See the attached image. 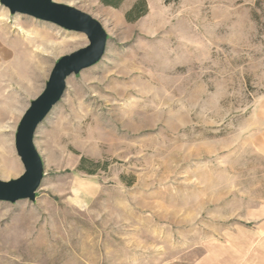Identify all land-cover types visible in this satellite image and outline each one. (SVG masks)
<instances>
[{
	"label": "rangeland",
	"instance_id": "1",
	"mask_svg": "<svg viewBox=\"0 0 264 264\" xmlns=\"http://www.w3.org/2000/svg\"><path fill=\"white\" fill-rule=\"evenodd\" d=\"M53 1L105 51L35 131V200L0 201V264H264V0H145L132 22L138 0ZM87 45L0 3L1 181L54 64Z\"/></svg>",
	"mask_w": 264,
	"mask_h": 264
},
{
	"label": "water",
	"instance_id": "2",
	"mask_svg": "<svg viewBox=\"0 0 264 264\" xmlns=\"http://www.w3.org/2000/svg\"><path fill=\"white\" fill-rule=\"evenodd\" d=\"M11 14H22L55 24L67 31L82 33L88 45L62 56L54 64L42 93L30 102L16 129L14 147L23 166V173L10 181L0 180V201L33 202L43 178L42 160L34 146L38 125L61 100L66 80L96 64L103 56L107 36L98 21L89 15L53 0H0Z\"/></svg>",
	"mask_w": 264,
	"mask_h": 264
},
{
	"label": "trees",
	"instance_id": "3",
	"mask_svg": "<svg viewBox=\"0 0 264 264\" xmlns=\"http://www.w3.org/2000/svg\"><path fill=\"white\" fill-rule=\"evenodd\" d=\"M101 1L106 6H111V7L117 8L119 6V4L121 2H123L124 0H101ZM258 4H259V2H258ZM139 9H145V0H138V2L135 3V5L132 7V9L128 13H126V16H125L126 20L128 22L134 21L136 18L135 19L132 18L131 15L134 12L138 11ZM143 13L144 12L142 11V13L137 16V18L140 17L141 15H143ZM87 164L89 166H87ZM98 166H99L98 162H94L92 160H88V159L82 157L80 159L79 164H78L77 170L82 171L86 174L92 175L95 172L94 169H96V167H98Z\"/></svg>",
	"mask_w": 264,
	"mask_h": 264
},
{
	"label": "crops",
	"instance_id": "4",
	"mask_svg": "<svg viewBox=\"0 0 264 264\" xmlns=\"http://www.w3.org/2000/svg\"><path fill=\"white\" fill-rule=\"evenodd\" d=\"M260 220L264 221V216H263V218H260Z\"/></svg>",
	"mask_w": 264,
	"mask_h": 264
}]
</instances>
